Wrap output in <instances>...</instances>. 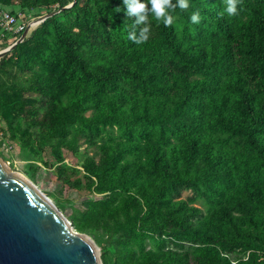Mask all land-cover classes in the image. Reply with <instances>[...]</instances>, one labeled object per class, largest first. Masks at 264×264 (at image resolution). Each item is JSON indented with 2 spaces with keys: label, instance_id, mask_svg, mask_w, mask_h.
Here are the masks:
<instances>
[{
  "label": "rangeland",
  "instance_id": "obj_1",
  "mask_svg": "<svg viewBox=\"0 0 264 264\" xmlns=\"http://www.w3.org/2000/svg\"><path fill=\"white\" fill-rule=\"evenodd\" d=\"M34 1L0 0V8L14 9ZM39 1L35 7L27 6L30 9L22 21L28 29L16 42L19 44L15 47L12 39L0 40V51L7 49L0 55V156L11 171L23 175L44 193L74 230L90 239L106 264H136L141 252L167 248L185 252L190 264H264V207L253 205L248 198L249 185L264 192V167L249 163L253 150L240 134L222 123L223 119H234L236 111L228 107L213 112L201 137L212 153L221 155L233 177L232 183L223 186L216 175L202 176L200 145L189 164L182 157V128L189 122L188 114L154 123L132 119V110L139 105L146 103L156 113L171 106L178 92L168 88L167 92H158L162 99L152 102V92L125 80L115 86L90 84V89L84 90L77 75L61 65L53 41L55 23L74 31L84 28L93 32L97 38L94 47H84L93 65L106 60L95 52L103 39L104 55L136 44L128 39L134 18L126 15L123 0ZM188 2V17L172 14L175 35L183 42L199 38L207 22L203 6H225V0ZM112 6L120 9L116 10L118 17L107 13L87 19L83 15L84 7L101 11ZM191 10L199 11L198 24L191 22ZM141 27H136L137 35ZM150 28L149 37L159 33L152 20ZM217 84L214 82L213 87ZM258 86L254 80L250 91ZM249 93L253 94L252 106L264 117V97ZM211 94L208 92L207 98ZM75 96L79 98L77 106L72 101ZM230 96L233 101L237 91L232 89ZM161 104L164 108L159 107ZM74 107L84 117L97 116L98 107L111 110L113 115L94 124L77 119L62 123L59 116ZM261 132L264 143V128ZM158 167L184 180L170 186L164 197L155 201L149 197L159 183ZM139 216L166 218L167 233L156 237L129 226L132 217ZM204 233H213V238ZM175 234H184L187 239L178 240ZM203 235L204 243L191 240L192 236ZM212 241H216L221 254L204 247Z\"/></svg>",
  "mask_w": 264,
  "mask_h": 264
},
{
  "label": "trees",
  "instance_id": "obj_2",
  "mask_svg": "<svg viewBox=\"0 0 264 264\" xmlns=\"http://www.w3.org/2000/svg\"><path fill=\"white\" fill-rule=\"evenodd\" d=\"M44 1L61 2V0ZM38 2L40 1L25 2L23 6L10 10L21 11L25 16L30 9L27 6L35 7ZM173 2L175 3V0ZM2 3L6 4V2ZM224 7L206 5L201 8L207 14V22L200 30L199 38L192 42L181 41L175 35L173 24L165 27L162 22H157L150 15L149 19L157 24L159 33L149 37L145 43L131 44L127 50H119V52L117 49L110 50L105 55L106 46L103 39L95 47L97 55L106 56V60L100 65H93L91 54L84 49L95 45L97 38L91 30L81 28L74 31L61 23H55L53 26V41L59 49L61 65L77 75L79 86L84 90L90 89V84L115 86L125 80L138 84L144 92H152L154 94L152 102L160 98L158 92H167L168 88L170 91L178 92L179 96L171 106L164 108L161 104L163 106L159 105V107L164 109L153 113L144 103L136 107V110L135 108L132 110V119H140L143 123H154L173 115L188 114L189 122L182 128L184 134L181 145L182 157L185 163L189 164L200 145L201 149L198 153L202 155L204 165L202 176L216 175L223 186L232 183L233 177L224 167L221 155L212 153L209 146L201 140L213 112L228 107L236 111L234 119H223L222 123L230 131L240 134L245 139L247 147L253 150L248 159L249 163L264 167V143L260 136L264 128V117L252 106L253 94L249 93L256 92L258 98L264 97V0H239L238 13L234 16L221 15ZM195 8L199 10L198 6ZM83 12L87 19L107 13L109 16L118 17L115 6L101 11L84 7ZM173 13L189 16L188 11L179 8L171 14ZM126 56H128L127 60L124 58ZM190 75L197 77L191 78ZM254 80L259 86L250 91ZM214 82L219 84L213 87ZM232 89L237 91L233 101L230 100ZM208 92L213 94L207 98ZM78 100V96L73 97L75 106ZM74 109L76 108L67 110L59 116L62 123L77 119L82 123L94 124L113 115L111 110L98 107L97 116L84 117ZM215 168L222 169L213 172ZM155 171L159 175V183L149 199L160 201L170 186L181 183L184 179L179 174L172 176L162 167L156 168ZM248 198L253 205L264 207V192L254 189L251 185L248 187ZM174 219L182 221L177 217ZM166 222L167 219L164 217L150 219L139 216L132 217L129 226L138 228L144 234L161 237L163 233H167L164 230ZM212 234L204 233L209 238H213ZM204 235L192 236L191 240L195 243L201 240L204 243L206 241ZM175 237L178 240L187 239L184 234H175ZM238 242L245 241L238 240ZM203 245L211 252L220 253L221 249L218 248L216 241L206 242ZM102 262L106 264L105 259ZM136 264L190 263L185 252H175L167 248L141 252Z\"/></svg>",
  "mask_w": 264,
  "mask_h": 264
},
{
  "label": "water",
  "instance_id": "obj_3",
  "mask_svg": "<svg viewBox=\"0 0 264 264\" xmlns=\"http://www.w3.org/2000/svg\"><path fill=\"white\" fill-rule=\"evenodd\" d=\"M101 263L90 239L0 156V264Z\"/></svg>",
  "mask_w": 264,
  "mask_h": 264
},
{
  "label": "clouds",
  "instance_id": "obj_4",
  "mask_svg": "<svg viewBox=\"0 0 264 264\" xmlns=\"http://www.w3.org/2000/svg\"><path fill=\"white\" fill-rule=\"evenodd\" d=\"M239 0H225V7L223 14L228 16L237 15V4ZM126 7V15L134 18L132 30L128 33V39L136 44L147 42L151 28L149 16H153L157 22H162L165 27H170L174 22V16L171 14L177 8L181 10H188L190 7L188 0H123ZM150 5V7L148 6ZM120 11L119 8L116 9ZM193 24H198L201 20L199 11H195L190 16ZM143 25L139 29V34L136 33V27Z\"/></svg>",
  "mask_w": 264,
  "mask_h": 264
},
{
  "label": "built area",
  "instance_id": "obj_5",
  "mask_svg": "<svg viewBox=\"0 0 264 264\" xmlns=\"http://www.w3.org/2000/svg\"><path fill=\"white\" fill-rule=\"evenodd\" d=\"M24 14L21 11L12 12L8 8H0V40H14L15 43L21 34L28 29L22 21Z\"/></svg>",
  "mask_w": 264,
  "mask_h": 264
},
{
  "label": "bare ground",
  "instance_id": "obj_6",
  "mask_svg": "<svg viewBox=\"0 0 264 264\" xmlns=\"http://www.w3.org/2000/svg\"><path fill=\"white\" fill-rule=\"evenodd\" d=\"M2 53V51H0V54ZM96 252H97V249H96ZM98 253V252H97Z\"/></svg>",
  "mask_w": 264,
  "mask_h": 264
}]
</instances>
